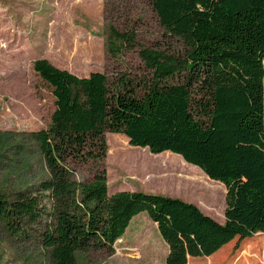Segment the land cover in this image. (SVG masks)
<instances>
[{
  "label": "trees",
  "instance_id": "1",
  "mask_svg": "<svg viewBox=\"0 0 264 264\" xmlns=\"http://www.w3.org/2000/svg\"><path fill=\"white\" fill-rule=\"evenodd\" d=\"M148 3L184 48L176 54L140 47L148 70L140 84L33 61L54 97L49 124L29 133L48 177L13 200L0 194V221L17 234L22 223L46 218L41 244L49 264H77L79 252L112 250L140 212L168 245L165 264H187L235 237L264 234V0ZM136 37L133 28L110 25L106 49L112 56L134 49ZM106 132L152 154H177L224 184V222L177 197L109 194ZM85 165L93 166L90 175L79 177Z\"/></svg>",
  "mask_w": 264,
  "mask_h": 264
},
{
  "label": "rangeland",
  "instance_id": "2",
  "mask_svg": "<svg viewBox=\"0 0 264 264\" xmlns=\"http://www.w3.org/2000/svg\"><path fill=\"white\" fill-rule=\"evenodd\" d=\"M133 28L137 46L112 56L106 49L108 26ZM180 53L183 43L166 34L148 0H0V194L15 199L35 190L48 177L38 148L29 135L45 128L54 110L52 87L33 69L46 58L78 76L92 71L110 82L126 78L133 84L148 70L140 47ZM103 167L108 193L144 191L177 197L224 222L226 187L209 179L177 154H152L129 144L125 135L105 133ZM92 165L79 169L90 175ZM47 222H24L17 234L0 221V264H49L41 234ZM168 245L146 212L135 215L112 250L77 253V264H165ZM264 234L235 237L209 257L189 258L187 264H263Z\"/></svg>",
  "mask_w": 264,
  "mask_h": 264
},
{
  "label": "crops",
  "instance_id": "3",
  "mask_svg": "<svg viewBox=\"0 0 264 264\" xmlns=\"http://www.w3.org/2000/svg\"><path fill=\"white\" fill-rule=\"evenodd\" d=\"M83 76H87V75H83Z\"/></svg>",
  "mask_w": 264,
  "mask_h": 264
},
{
  "label": "water",
  "instance_id": "4",
  "mask_svg": "<svg viewBox=\"0 0 264 264\" xmlns=\"http://www.w3.org/2000/svg\"><path fill=\"white\" fill-rule=\"evenodd\" d=\"M207 176V175H206ZM208 177V176H207ZM209 178V177H208Z\"/></svg>",
  "mask_w": 264,
  "mask_h": 264
}]
</instances>
